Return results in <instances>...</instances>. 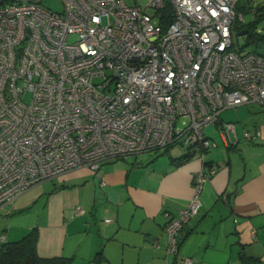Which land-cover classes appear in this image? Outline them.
<instances>
[{
    "label": "built area",
    "instance_id": "2783aa9c",
    "mask_svg": "<svg viewBox=\"0 0 264 264\" xmlns=\"http://www.w3.org/2000/svg\"><path fill=\"white\" fill-rule=\"evenodd\" d=\"M60 1L58 13L42 0H0V210L73 169L97 172L105 161L180 143L199 151L202 165L189 204L166 214V254L176 256L218 171L205 164L216 144L204 129L218 125L231 146L236 125L221 112L264 106V56L234 44L240 0Z\"/></svg>",
    "mask_w": 264,
    "mask_h": 264
},
{
    "label": "crops",
    "instance_id": "0c3cea01",
    "mask_svg": "<svg viewBox=\"0 0 264 264\" xmlns=\"http://www.w3.org/2000/svg\"><path fill=\"white\" fill-rule=\"evenodd\" d=\"M228 110V109H227ZM221 112L236 125L237 142L225 146L219 126L216 148L205 164L218 166L200 193L202 208L184 226L176 256L167 257L166 214L176 216L191 200V176L201 168L199 151L173 155L146 152L102 163L97 172L73 169L34 185L0 210L6 242L37 235L40 258L70 264H264V106ZM258 131L248 141L243 132ZM80 207L83 214H76ZM110 219V223H105Z\"/></svg>",
    "mask_w": 264,
    "mask_h": 264
},
{
    "label": "trees",
    "instance_id": "16d2710c",
    "mask_svg": "<svg viewBox=\"0 0 264 264\" xmlns=\"http://www.w3.org/2000/svg\"><path fill=\"white\" fill-rule=\"evenodd\" d=\"M241 9H245V6L242 5ZM238 10V7H237ZM254 15L257 20L264 19V6H259L257 10H255ZM169 16V13L167 14ZM162 25L166 23L165 21L160 22ZM255 22L251 23H236L233 27L234 35L235 32L237 34L243 30H248L249 32L246 34L249 39H251L256 44V49L259 46L264 45V35H257L254 33ZM253 53L262 55L257 51H253ZM205 133V129H204ZM190 150V149H187ZM183 230V229H182ZM182 232V231H181ZM180 236L178 245L180 243ZM36 243H37V235L35 232H29L22 239L15 242H6L1 241L0 243V264H70V259L68 258H40L36 252ZM241 264H261L257 260L252 258L241 257Z\"/></svg>",
    "mask_w": 264,
    "mask_h": 264
},
{
    "label": "rangeland",
    "instance_id": "374dc122",
    "mask_svg": "<svg viewBox=\"0 0 264 264\" xmlns=\"http://www.w3.org/2000/svg\"><path fill=\"white\" fill-rule=\"evenodd\" d=\"M129 2V1H128ZM136 3L140 6L145 5L144 0H136ZM42 5L46 7L47 9H50L54 12H62L63 6L60 0H42ZM242 5L245 6V9H241ZM264 6V0H240L238 3V13H241L244 18V23H253L255 22V29L254 33L259 35H264V19H260L258 21L256 16L254 15L255 10H257L258 7ZM241 23V22H238ZM235 47L239 49L240 53L245 54L247 52H253L257 51L261 54H264V45L259 46V48L256 49V44L247 37V35L238 36L237 32H235ZM229 114H232L234 112L233 109H228L226 111ZM188 123L187 118H180L177 121V125L179 127H184ZM205 135L211 136L212 139L217 140V133L216 129L213 126H208L205 128ZM209 138V137H208ZM211 139V140H212ZM173 155H179L183 152L187 151V147L185 145H181L180 143H176L172 146L170 149ZM214 150H211L209 152H212Z\"/></svg>",
    "mask_w": 264,
    "mask_h": 264
},
{
    "label": "water",
    "instance_id": "95a60500",
    "mask_svg": "<svg viewBox=\"0 0 264 264\" xmlns=\"http://www.w3.org/2000/svg\"><path fill=\"white\" fill-rule=\"evenodd\" d=\"M248 32H249L248 30H243V31L239 32L237 35L238 36L246 35Z\"/></svg>",
    "mask_w": 264,
    "mask_h": 264
}]
</instances>
